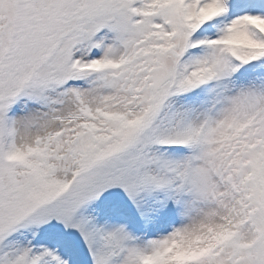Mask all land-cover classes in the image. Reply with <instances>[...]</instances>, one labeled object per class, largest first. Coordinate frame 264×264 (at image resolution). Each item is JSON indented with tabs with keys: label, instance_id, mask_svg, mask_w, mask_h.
Listing matches in <instances>:
<instances>
[{
	"label": "snow or ice",
	"instance_id": "snow-or-ice-1",
	"mask_svg": "<svg viewBox=\"0 0 264 264\" xmlns=\"http://www.w3.org/2000/svg\"><path fill=\"white\" fill-rule=\"evenodd\" d=\"M0 264H264V0H0Z\"/></svg>",
	"mask_w": 264,
	"mask_h": 264
}]
</instances>
